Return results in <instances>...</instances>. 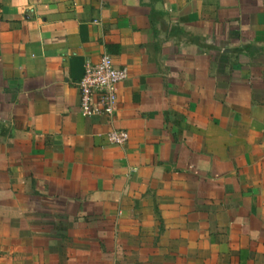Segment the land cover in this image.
Here are the masks:
<instances>
[{"label":"crops","instance_id":"0c3cea01","mask_svg":"<svg viewBox=\"0 0 264 264\" xmlns=\"http://www.w3.org/2000/svg\"><path fill=\"white\" fill-rule=\"evenodd\" d=\"M0 264H264V0H0Z\"/></svg>","mask_w":264,"mask_h":264},{"label":"built area","instance_id":"2783aa9c","mask_svg":"<svg viewBox=\"0 0 264 264\" xmlns=\"http://www.w3.org/2000/svg\"><path fill=\"white\" fill-rule=\"evenodd\" d=\"M126 78V70L116 67L111 57L106 54H102L95 64L85 65L76 86L79 115L109 118L116 103L115 87ZM127 138V133L119 130L110 131L107 135L108 143L117 147L123 146Z\"/></svg>","mask_w":264,"mask_h":264}]
</instances>
